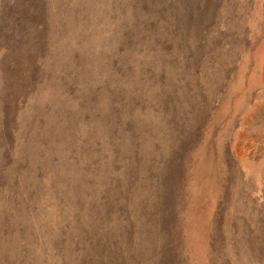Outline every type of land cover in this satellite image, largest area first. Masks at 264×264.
I'll use <instances>...</instances> for the list:
<instances>
[{
  "label": "rangeland",
  "instance_id": "1",
  "mask_svg": "<svg viewBox=\"0 0 264 264\" xmlns=\"http://www.w3.org/2000/svg\"><path fill=\"white\" fill-rule=\"evenodd\" d=\"M0 264H264V0H0Z\"/></svg>",
  "mask_w": 264,
  "mask_h": 264
}]
</instances>
